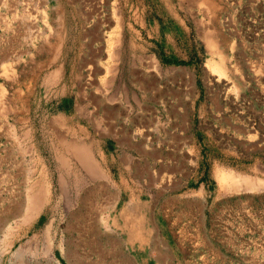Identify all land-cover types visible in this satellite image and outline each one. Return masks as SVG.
<instances>
[{"label":"rangeland","instance_id":"obj_1","mask_svg":"<svg viewBox=\"0 0 264 264\" xmlns=\"http://www.w3.org/2000/svg\"><path fill=\"white\" fill-rule=\"evenodd\" d=\"M121 101L192 111L216 204L183 263L264 264V0H0V264H115L116 195L85 192L71 144Z\"/></svg>","mask_w":264,"mask_h":264},{"label":"crops","instance_id":"obj_2","mask_svg":"<svg viewBox=\"0 0 264 264\" xmlns=\"http://www.w3.org/2000/svg\"><path fill=\"white\" fill-rule=\"evenodd\" d=\"M118 103L95 113L85 141L92 151L76 159L87 194L116 195L105 248L115 264H150L151 258L184 264L213 235L208 223L213 225L216 204L199 175L192 111L174 105L160 116L149 109L133 114L124 101ZM157 121L164 129L155 145L144 131Z\"/></svg>","mask_w":264,"mask_h":264},{"label":"bare ground","instance_id":"obj_3","mask_svg":"<svg viewBox=\"0 0 264 264\" xmlns=\"http://www.w3.org/2000/svg\"><path fill=\"white\" fill-rule=\"evenodd\" d=\"M98 66V65H97ZM53 80V79H52ZM50 82V81H49ZM50 88V87H49ZM58 135V134H57ZM58 137H60V136H58ZM75 141V140H74ZM84 143V142H83ZM72 145V149H73V152H74V155L76 156V159H77V157H78V159L79 158H83L84 157V155H83V152H82V148H81V146L83 145H80L79 143H73V144H71ZM61 147V146H60ZM84 147V146H83ZM58 148V147H57ZM59 150V149H58ZM64 151V150H63ZM86 153H87V151H85ZM85 153V154H86ZM56 155V154H55ZM57 156V155H56ZM66 159V158H65ZM63 160V159H62ZM91 160V159H90ZM83 164V163H82ZM85 164V163H84ZM65 166V165H64ZM68 166V165H67ZM67 168V167H66ZM85 169H86V167H85ZM96 169V168H95ZM66 171V170H65ZM101 174V173H100ZM224 177V176H223ZM34 182V181H33ZM32 182V183H33ZM62 182V181H61ZM102 185V184H101ZM63 187V186H62ZM44 188V187H43ZM45 189V188H44ZM43 189H41L40 191H42ZM39 191V190H38ZM39 191V192H40ZM45 191V190H44ZM88 191V190H87ZM46 193V192H45ZM92 193V192H91ZM31 197V198H30ZM29 198L31 199V202H30V209H29V215H31L32 213H33V211H35V210H37L39 207H40V205L41 204H43V199H42V196H41V194H35V195H33V196H30ZM42 202V203H41ZM19 205V204H18ZM28 206V205H27ZM26 206V207H27ZM28 210V209H27ZM39 210V209H38ZM27 212V211H26ZM23 215V214H22ZM28 215V216H29ZM35 215V214H34ZM33 215V216H34ZM30 218H32L31 216H29ZM29 217H27V218H29ZM26 218V217H25ZM24 218V219H25ZM26 218V219H27ZM27 222V221H26ZM93 225V224H92ZM96 227V226H95ZM96 231V230H95ZM21 253V252H20ZM124 257V256H123ZM17 258V257H16ZM18 259V258H17ZM104 259V258H103ZM114 261V260H113ZM113 261H111V263L113 262ZM121 261V260H120ZM129 263V262H128Z\"/></svg>","mask_w":264,"mask_h":264}]
</instances>
